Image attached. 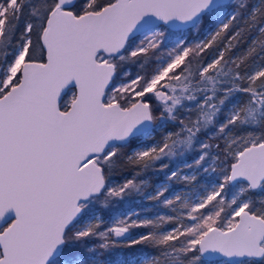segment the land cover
<instances>
[{
    "label": "snow or ice",
    "instance_id": "1",
    "mask_svg": "<svg viewBox=\"0 0 264 264\" xmlns=\"http://www.w3.org/2000/svg\"><path fill=\"white\" fill-rule=\"evenodd\" d=\"M0 264H264V0H0Z\"/></svg>",
    "mask_w": 264,
    "mask_h": 264
},
{
    "label": "trees",
    "instance_id": "2",
    "mask_svg": "<svg viewBox=\"0 0 264 264\" xmlns=\"http://www.w3.org/2000/svg\"><path fill=\"white\" fill-rule=\"evenodd\" d=\"M257 0H254V2H256Z\"/></svg>",
    "mask_w": 264,
    "mask_h": 264
},
{
    "label": "rangeland",
    "instance_id": "3",
    "mask_svg": "<svg viewBox=\"0 0 264 264\" xmlns=\"http://www.w3.org/2000/svg\"><path fill=\"white\" fill-rule=\"evenodd\" d=\"M257 2V1H256Z\"/></svg>",
    "mask_w": 264,
    "mask_h": 264
}]
</instances>
